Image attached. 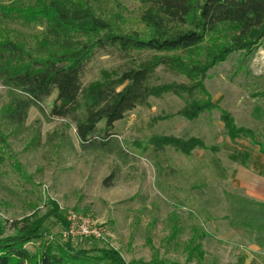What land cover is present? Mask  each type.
Returning <instances> with one entry per match:
<instances>
[{"label":"rangeland","instance_id":"rangeland-1","mask_svg":"<svg viewBox=\"0 0 264 264\" xmlns=\"http://www.w3.org/2000/svg\"><path fill=\"white\" fill-rule=\"evenodd\" d=\"M143 5V0H99L93 10L114 32L144 35L147 29L139 19ZM41 30L0 22V37L8 35L26 49L39 46ZM241 43L245 49L216 63L201 80L207 96L200 95L211 108L188 118L183 100L167 91L150 96L147 106L117 121L113 132L122 156L105 153L114 141L100 149L82 145L68 118L47 119L56 92L42 102L43 114L31 107L26 130L0 139V240L41 220L37 236L25 244L36 256L48 241L95 257L102 248L114 250L125 264H264V254L252 247V241L264 244V236L251 235L264 232V204L247 193L246 185L258 172L250 171L256 157L250 148L242 158L228 147V141L256 145L264 140V37H246ZM126 67L127 60L114 50H100L85 66L83 82ZM154 81L192 85L162 67ZM8 101L0 81V111ZM225 114L237 127L251 130L253 140L245 134L231 140L222 121ZM38 130L40 142L35 145ZM191 138L202 145L188 153L162 142ZM237 158L250 164L242 167L249 168L247 173L234 170ZM110 174L113 179L104 184ZM73 215L94 222L103 229L102 237L65 234ZM192 238L200 243L201 256L190 253Z\"/></svg>","mask_w":264,"mask_h":264},{"label":"trees","instance_id":"trees-1","mask_svg":"<svg viewBox=\"0 0 264 264\" xmlns=\"http://www.w3.org/2000/svg\"><path fill=\"white\" fill-rule=\"evenodd\" d=\"M98 1L0 2V22L42 28L39 46L29 49L8 35L0 37V81L9 98L0 111V139L9 138L8 132L26 130L28 110L34 106L43 114L42 102L56 92L47 119L68 118L82 145L100 149L114 141L113 148L105 153L117 151L122 156L113 132L117 121L136 107L147 106L150 96L167 91L183 100L184 115L195 118L211 108L201 96H207L201 80L208 69L245 49L241 42L246 37H264V0H143L139 19L147 29L144 35L114 32L106 18L95 14L93 6ZM107 49L127 60L128 67L103 73L101 79L85 84V66L96 52ZM144 53L149 57H143ZM161 67L184 76L191 87L155 82ZM222 121L231 140L244 134L253 140V132L237 127L229 114ZM100 122L103 127H98ZM39 142L38 130L34 144ZM162 142L172 143L186 153L202 145L194 138ZM111 179L113 174L103 183L109 185ZM41 227V220L28 222L16 236L0 240V264H125L114 250L102 248L101 256L95 257L48 241L36 256L25 244L37 236ZM199 247V242L190 239V253L197 251L201 256Z\"/></svg>","mask_w":264,"mask_h":264},{"label":"crops","instance_id":"crops-1","mask_svg":"<svg viewBox=\"0 0 264 264\" xmlns=\"http://www.w3.org/2000/svg\"><path fill=\"white\" fill-rule=\"evenodd\" d=\"M261 138L264 139V136H262ZM228 147L230 148L234 147L233 150H236L242 153L243 154L242 158H244L245 156L244 150L246 147L247 149L250 148L252 150L253 152L252 155H254L256 159L251 162L250 171L252 172V170H255L256 168H258V172L256 171L257 173L252 175L251 181L246 183L248 187L247 193L250 194L251 196H254V198H256L259 203L264 204V173L259 174L260 170L264 171V148H261V147H264V140H261V141L259 140L258 142H256V145H251V144H247L246 142H240V141H236V144H232L230 141H228ZM248 164H245L244 160L242 161V159L237 158L234 162V170L239 173V171L243 169V173L245 174V172L246 173L248 172L249 168H247L248 170H246L245 168H242V167L243 166L245 167V165H248ZM251 235L252 236H256V235L264 236V232H262V234H256L255 232H253ZM252 247L256 252L264 254V244H260V242L258 241L256 242L252 241Z\"/></svg>","mask_w":264,"mask_h":264},{"label":"built area","instance_id":"built-area-1","mask_svg":"<svg viewBox=\"0 0 264 264\" xmlns=\"http://www.w3.org/2000/svg\"><path fill=\"white\" fill-rule=\"evenodd\" d=\"M69 227L67 233L71 235H80L83 237L101 238L103 229L99 228L90 219L81 218L73 215L68 218Z\"/></svg>","mask_w":264,"mask_h":264}]
</instances>
